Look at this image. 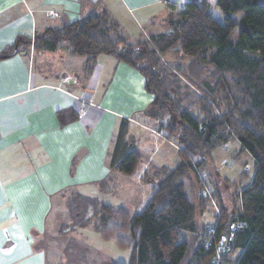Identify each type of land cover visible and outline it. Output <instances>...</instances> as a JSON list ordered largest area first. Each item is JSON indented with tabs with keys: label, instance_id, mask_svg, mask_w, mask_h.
Returning <instances> with one entry per match:
<instances>
[{
	"label": "trees",
	"instance_id": "trees-1",
	"mask_svg": "<svg viewBox=\"0 0 264 264\" xmlns=\"http://www.w3.org/2000/svg\"><path fill=\"white\" fill-rule=\"evenodd\" d=\"M166 26V34L131 42L101 10L35 37L37 50L54 51L67 43L73 54L87 59V74L101 55L138 70L153 96L145 117L175 145L179 157L174 168L148 170L130 141L128 122H122L111 167L129 179L142 172L147 181L150 172L159 181L134 214L73 195L67 201L71 226L93 222L101 236L129 246L126 264H218L217 254L220 264H264V0H191ZM235 32L236 42L231 40ZM29 44L18 38L0 58ZM169 54L179 62H166ZM235 140L254 161L251 182L236 194L213 165L214 150ZM203 172L213 177L212 188L200 178ZM99 187L109 193L108 182ZM207 190L220 212L205 226L199 217L210 202ZM210 228L215 229L213 240Z\"/></svg>",
	"mask_w": 264,
	"mask_h": 264
},
{
	"label": "crops",
	"instance_id": "crops-1",
	"mask_svg": "<svg viewBox=\"0 0 264 264\" xmlns=\"http://www.w3.org/2000/svg\"><path fill=\"white\" fill-rule=\"evenodd\" d=\"M190 1L0 0V56L18 38L31 42L0 58V264H46L48 246L61 236L48 234L49 224L68 212V199L116 193L114 184L124 176L111 161L122 122H128L130 141L148 170L170 168L155 157L161 144L172 142L161 138L145 117L153 96L138 70L101 55L87 74V59L73 54L67 43L54 51L37 50L35 37L106 10L129 41H150L166 34L169 17ZM81 98L92 103L82 119L77 110ZM143 178L141 172L133 179L141 184L139 192L144 187L143 198H133L128 180L121 184L123 204L110 206L137 213L151 196L148 189L152 192L159 181ZM102 182L109 183V193L101 191ZM204 215L201 224L214 223L204 224Z\"/></svg>",
	"mask_w": 264,
	"mask_h": 264
},
{
	"label": "rangeland",
	"instance_id": "rangeland-1",
	"mask_svg": "<svg viewBox=\"0 0 264 264\" xmlns=\"http://www.w3.org/2000/svg\"><path fill=\"white\" fill-rule=\"evenodd\" d=\"M217 13L218 16L222 17L219 11ZM231 40L234 42L238 40V32H235L231 36ZM170 56L172 55L169 54L165 56L164 60L166 62L169 61V59L171 58ZM172 62L173 64H176V62L178 63L179 61L177 60V57L173 56ZM152 124L157 130L158 127L153 122L151 123V126ZM228 145L229 146L227 147H225L224 145L214 150L213 165L218 170V173L221 175V177H228L229 186L231 187L230 189H232L233 193L236 194L240 191V188L251 182L254 173V161L252 156L248 152H243L242 149L240 150L239 141H232ZM159 148L160 149L157 151L155 157L159 160L163 159L162 163H166L165 165H168V167L170 168L176 167L179 161H176L178 156L176 153L177 148L175 147V145L172 143H170V145L168 143H163L159 146ZM172 155L174 156V158ZM203 173L206 176L205 178L207 179L206 182L208 186L212 188V184L214 183H212L213 177L210 178L205 172ZM121 178H123V181L119 179V181L115 182L114 184L116 186V193L114 195L107 196L99 194L97 196L100 202L119 208L123 204V200L126 198V195L123 194L125 191L121 187V184H123L124 181L128 180L129 182H132L133 189L131 188L130 191H132L134 194L133 198L137 201L143 198L146 192L143 191L144 187H142L141 191L139 192V186L141 185L139 181L129 179L127 177ZM149 178L152 181V177ZM139 193L142 194L140 195ZM148 194H151L149 189ZM217 209L211 202L208 203L207 211L204 213V224L206 220L207 222H212L215 219L214 213L220 212V210L218 209V211ZM92 211L93 209L90 208L87 215L89 218L93 214ZM128 211L131 214H134L136 209L130 208L128 209ZM56 216L58 220L53 221V223L51 222V224H49L50 228L52 229L49 230L48 234L51 233V235L55 237L61 233V236H58L55 242L51 241L55 244L54 246H48L46 253V264L128 263L130 259L131 248H129V246L126 248H121L118 245L115 237L101 236L93 229V222H91L90 225L84 228L72 227L68 212L65 213L64 216ZM199 218L201 220V216ZM58 231L59 233H57Z\"/></svg>",
	"mask_w": 264,
	"mask_h": 264
},
{
	"label": "built area",
	"instance_id": "built-area-1",
	"mask_svg": "<svg viewBox=\"0 0 264 264\" xmlns=\"http://www.w3.org/2000/svg\"><path fill=\"white\" fill-rule=\"evenodd\" d=\"M91 108H92V103L87 98H81V99H79L77 110H78V113H79V116H80L81 119L82 118H85L90 113ZM199 176H200L201 179L204 180V178H205V175L204 174H199ZM206 194H207L210 202L217 209L216 203L214 202V199L210 195L211 194L210 190H207L206 191ZM214 234H215V229L214 228H210L209 229V238L211 240H213ZM218 245H219V242L215 243V247L216 248L218 247ZM210 246H211V242L207 241L205 247L206 248H209ZM217 262H218V264L222 263L221 262V257H220L219 254H217Z\"/></svg>",
	"mask_w": 264,
	"mask_h": 264
},
{
	"label": "water",
	"instance_id": "water-1",
	"mask_svg": "<svg viewBox=\"0 0 264 264\" xmlns=\"http://www.w3.org/2000/svg\"><path fill=\"white\" fill-rule=\"evenodd\" d=\"M237 225L236 224H233L232 225V231H234L236 229Z\"/></svg>",
	"mask_w": 264,
	"mask_h": 264
}]
</instances>
